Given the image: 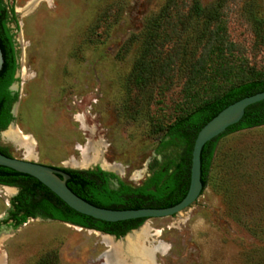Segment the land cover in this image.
Listing matches in <instances>:
<instances>
[{
	"label": "rangeland",
	"instance_id": "obj_1",
	"mask_svg": "<svg viewBox=\"0 0 264 264\" xmlns=\"http://www.w3.org/2000/svg\"><path fill=\"white\" fill-rule=\"evenodd\" d=\"M166 1L4 0L15 14L8 26L18 60L11 126L33 146L29 153L9 140L8 128L0 130V146L13 157L54 167L101 166L139 182L149 161L158 160V124L195 104L196 94L183 91L189 61L202 48V20L187 16L193 0H175L153 50L174 59L170 81L144 88L130 82L147 21ZM197 1L218 7L217 25L232 44L226 61L264 71V0ZM204 86H197L198 96H207ZM169 147L164 155L183 152ZM15 190L0 185V264H104L101 254L109 248L98 231L39 218L16 228L3 221ZM143 226L145 244L157 249L156 264H264V126L221 138L199 197L179 214Z\"/></svg>",
	"mask_w": 264,
	"mask_h": 264
},
{
	"label": "trees",
	"instance_id": "obj_2",
	"mask_svg": "<svg viewBox=\"0 0 264 264\" xmlns=\"http://www.w3.org/2000/svg\"><path fill=\"white\" fill-rule=\"evenodd\" d=\"M175 7V0H167L160 13L147 21L140 44V54L129 75L130 82L136 87L144 88L161 78L164 84L170 81L172 75L169 74L170 65L174 59L165 53L156 55L153 50L157 47V40L163 39L162 30L164 26L166 27L165 22L171 18L170 11ZM14 16L13 7H7L4 0H0V49L3 57L0 69V130H4L13 120L11 107L18 98V92L9 88L16 81L15 72L18 68L14 35L8 26V23L15 19ZM187 16L202 20V32L199 36L202 48L196 57L192 56V59L190 57L183 86L185 95L189 96L191 92L196 94L192 97L195 98V104L182 108L179 115L166 125L158 124L162 135L155 150L156 153H161L162 149L169 146H181L183 147L181 161L172 162L171 153H168L164 155L166 157L164 162L155 160L151 166L154 168V176L142 186L133 188L121 184L118 190L107 184L105 176L110 173L99 167L60 168L69 175L66 180L69 189L85 201L110 209L161 208L176 204L188 189L191 151L199 129L227 105L264 90V71L249 67L247 63L235 68L226 61L224 56L230 51L232 44L228 42L226 31L217 25L218 7L208 9L199 1L193 0ZM165 31L163 33H166ZM164 41L161 42V47L164 46ZM202 83L208 86L203 87V90H207L206 97L198 96L196 91L197 86ZM259 126H264V100L249 105L239 122L229 126L203 145L200 154L202 191L206 187L220 139L236 131ZM0 152L11 156L7 147L0 146ZM172 167L173 171L168 172ZM163 177L165 180H162ZM0 184L18 189L11 198L7 216L3 219L5 222L11 220L14 228L30 217L41 215L118 238L146 221V218H137L106 222L78 213L32 176L1 165ZM152 187L155 188L154 191Z\"/></svg>",
	"mask_w": 264,
	"mask_h": 264
},
{
	"label": "water",
	"instance_id": "obj_3",
	"mask_svg": "<svg viewBox=\"0 0 264 264\" xmlns=\"http://www.w3.org/2000/svg\"><path fill=\"white\" fill-rule=\"evenodd\" d=\"M2 63H3V57L0 49V69ZM15 78H16V72H15ZM16 87H17V83L16 81H14L9 88L12 91H16ZM262 100H264V90L249 96H245L224 107L199 129L194 139L192 151H191V164H190L188 189L184 197L179 202L168 207H161V208L142 207L135 209H110V208L98 207L85 201L83 198L79 197L71 189H69V187L66 185V180L69 178V175L59 168L47 164H42L34 160L8 156L1 152H0V165L13 169L17 172L32 176L40 183H42L44 186H46L50 191H52L71 209L75 210L78 213L93 217L98 220H102L106 222H117V221H125V220L137 219V218H146L147 220L149 218L174 216L179 214L185 208H188L199 197V195L202 192L203 185L201 181L200 154L203 145L206 142L218 136L219 134H221L222 132H224L229 126L239 122L244 115L245 109L249 105L257 103ZM17 104H18V98L12 104L11 107V114L13 117L16 112ZM11 122L8 124L6 128L11 126ZM1 186H7V185H1ZM7 187L13 188L14 189L13 194L15 193L16 191L15 187L13 186H7ZM39 219L41 220V218ZM46 220H51V219H46ZM70 225L82 228L74 224H70ZM142 226L143 224L135 229L128 231L125 235L118 238H116L114 235L111 234H106L100 231L98 232L100 234L110 237L113 242H118L124 240L128 234L134 232L135 230H138ZM89 230H94V229H89ZM156 251L157 249H154L153 257ZM106 252L102 253L101 257H105ZM130 261H131L130 258L125 259L126 263H130Z\"/></svg>",
	"mask_w": 264,
	"mask_h": 264
},
{
	"label": "bare ground",
	"instance_id": "obj_4",
	"mask_svg": "<svg viewBox=\"0 0 264 264\" xmlns=\"http://www.w3.org/2000/svg\"><path fill=\"white\" fill-rule=\"evenodd\" d=\"M4 135L9 140L27 147L30 153L33 146L30 136L21 134L20 131L12 126L8 127ZM147 237V226H142L128 234L124 240L118 242H113L110 237L103 236L102 242L109 248L104 257V264H156L153 257L155 248L145 244ZM0 258L2 259V257ZM126 258H130V263L125 262Z\"/></svg>",
	"mask_w": 264,
	"mask_h": 264
},
{
	"label": "flooded vegetation",
	"instance_id": "obj_5",
	"mask_svg": "<svg viewBox=\"0 0 264 264\" xmlns=\"http://www.w3.org/2000/svg\"><path fill=\"white\" fill-rule=\"evenodd\" d=\"M171 147H167V148H164L161 150V153H156V151L153 152V155L154 156H157V159L160 160V162H164L166 157L164 156V152L166 153V151H168ZM169 153H171L170 155V159H172L171 161L172 162H175V163H178L179 161H181V156L182 155H178L176 153H174L173 151H170ZM175 165V164H174ZM152 166V162L149 161V164L146 166V168L142 171V175L141 177L139 178V182L137 183H129V182H126L125 180L122 179V177L120 176V174L115 171V170H108V169H104L102 168L101 166H94V167H90V168H86V169H95L96 167H99L100 169L104 170V171H107L109 172L110 174L105 176V179H106V182L107 184L115 189V190H118L121 186V184H125V185H129L133 188H137V187H140L142 186L149 178L153 177L154 176V168L151 167ZM56 168H62V166L60 167H56ZM164 168L162 169V172H164ZM173 171V167L172 168H169L168 169V172H172ZM165 177H163L162 180H165L164 179ZM17 188V187H15ZM152 190L154 191L155 188L152 187ZM5 218V217H4ZM3 218V219H4ZM30 218H41V220H46V219H51L49 217H43L41 215H36V217H30ZM51 220H54V219H51ZM10 221V222H9ZM7 221V223H10L9 225L12 226V223H11V220ZM56 221V220H55Z\"/></svg>",
	"mask_w": 264,
	"mask_h": 264
}]
</instances>
